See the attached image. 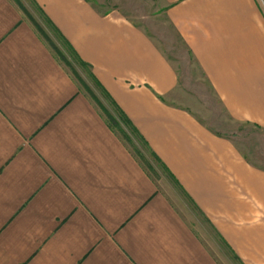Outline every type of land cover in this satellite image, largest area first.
Masks as SVG:
<instances>
[{
  "label": "crops",
  "instance_id": "crops-1",
  "mask_svg": "<svg viewBox=\"0 0 264 264\" xmlns=\"http://www.w3.org/2000/svg\"><path fill=\"white\" fill-rule=\"evenodd\" d=\"M36 1L43 34L0 0V264H223L225 247L264 264V168L169 101L181 76L157 40L118 9ZM159 2L227 112L264 129V0ZM52 44L186 197L159 188Z\"/></svg>",
  "mask_w": 264,
  "mask_h": 264
},
{
  "label": "rangeland",
  "instance_id": "rangeland-1",
  "mask_svg": "<svg viewBox=\"0 0 264 264\" xmlns=\"http://www.w3.org/2000/svg\"><path fill=\"white\" fill-rule=\"evenodd\" d=\"M23 15L33 22L42 32L39 24L41 9L36 0H12ZM93 6L107 11L118 9L128 15L133 21L142 25L145 30L157 40L165 53L175 63L179 70V85L173 93L168 96L169 101L189 108L201 121L207 124L214 131L226 135L233 139L241 154L249 162L264 168V129L258 124L251 122L237 121L227 112L221 98L215 92L210 81L206 79L195 63L192 55L181 44L179 36L172 24L165 17L161 9L159 0H87ZM42 29V30H41ZM44 31V30H43ZM43 34V32H42ZM47 35V34H46ZM46 39L51 38L47 35ZM52 41V40H51ZM57 48V47H56ZM57 51L58 58L64 62L73 72L80 74L83 78V87L88 86L90 93H99L105 103L111 108L114 116L109 110H105L106 118L110 121V114L113 118L118 117L122 121V116L114 100L101 89L97 81L92 77L90 68L81 64L73 55L69 57L67 53ZM72 54V53H71ZM88 82L89 85L86 84ZM85 82V83H84ZM109 113V114H108ZM108 114V115H107ZM115 127L120 137L125 141L133 152L134 156L143 164L145 169L157 181L159 188L165 189L167 179L173 184L177 195L186 197L181 189L173 182V179L166 173L164 168L152 156L147 146L139 135L126 123ZM164 175V176H163ZM166 185V186H165ZM179 196V197H180ZM178 197V196H177ZM223 264H243L232 255L225 247V251L217 252Z\"/></svg>",
  "mask_w": 264,
  "mask_h": 264
},
{
  "label": "trees",
  "instance_id": "trees-1",
  "mask_svg": "<svg viewBox=\"0 0 264 264\" xmlns=\"http://www.w3.org/2000/svg\"><path fill=\"white\" fill-rule=\"evenodd\" d=\"M44 33V32H43ZM54 46V44H52ZM55 50L58 51V49L56 48V46H54ZM114 105L117 107L119 113L121 114L122 116V121L124 123H126L128 126H130L137 134L138 133V130L133 126L132 122L130 121V119L127 117V115L119 108V106L114 102ZM109 114V113H108ZM110 121L113 122L115 121L113 116L110 114Z\"/></svg>",
  "mask_w": 264,
  "mask_h": 264
}]
</instances>
